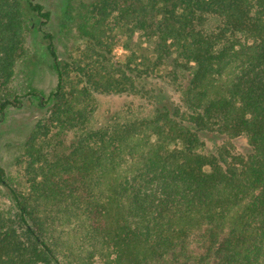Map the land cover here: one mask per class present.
Segmentation results:
<instances>
[{"label": "trees", "instance_id": "obj_1", "mask_svg": "<svg viewBox=\"0 0 264 264\" xmlns=\"http://www.w3.org/2000/svg\"><path fill=\"white\" fill-rule=\"evenodd\" d=\"M27 14L50 18L0 0V115ZM81 22L62 60L45 35L56 85L24 188L0 169V264H264V0H98ZM102 94L150 113L95 125Z\"/></svg>", "mask_w": 264, "mask_h": 264}, {"label": "rangeland", "instance_id": "obj_2", "mask_svg": "<svg viewBox=\"0 0 264 264\" xmlns=\"http://www.w3.org/2000/svg\"><path fill=\"white\" fill-rule=\"evenodd\" d=\"M36 1L50 13V18L44 24L43 19L27 14L31 19V30L26 37L25 54L16 66L10 88L11 94L18 97L19 104L6 107L0 115V169L8 183L18 189L24 188L21 161L25 142L37 120L46 114L51 104L50 94L56 85L54 60L48 51L49 39L45 35L53 37L52 43L59 60L75 54L83 42L79 30L82 16L90 12L98 0ZM114 53L119 60L126 54L120 46ZM150 57L153 59L154 55ZM96 98L95 125L113 118L147 115L151 109L146 104L140 107V100L124 95L102 94ZM242 144L238 143L239 146ZM211 145V141L207 140L206 147L211 148ZM8 203V195L0 186V206Z\"/></svg>", "mask_w": 264, "mask_h": 264}]
</instances>
